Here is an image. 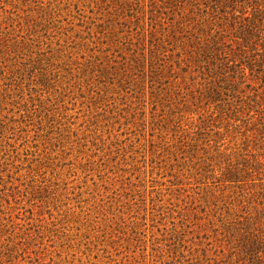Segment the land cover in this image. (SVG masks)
Listing matches in <instances>:
<instances>
[{
	"label": "rangeland",
	"instance_id": "rangeland-1",
	"mask_svg": "<svg viewBox=\"0 0 264 264\" xmlns=\"http://www.w3.org/2000/svg\"><path fill=\"white\" fill-rule=\"evenodd\" d=\"M0 264H264V0H0Z\"/></svg>",
	"mask_w": 264,
	"mask_h": 264
}]
</instances>
